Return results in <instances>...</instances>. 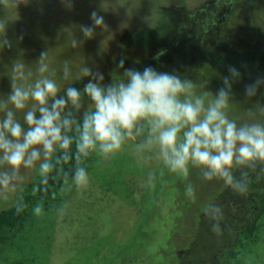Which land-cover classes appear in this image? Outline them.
Wrapping results in <instances>:
<instances>
[{"label":"rangeland","instance_id":"obj_1","mask_svg":"<svg viewBox=\"0 0 264 264\" xmlns=\"http://www.w3.org/2000/svg\"><path fill=\"white\" fill-rule=\"evenodd\" d=\"M93 12L103 16L105 27L85 39L80 28L91 25ZM223 15L226 22H217ZM0 21L5 22L10 43L0 49L3 97L11 92L13 63L23 60L33 68L41 53L48 52L58 67L69 61L102 73L104 84L123 78L125 69L152 67L204 81L205 90L213 94L235 68L236 116L242 121L245 110L264 101V87L250 100L245 95L246 86L264 78V52L248 50L249 43L264 42V0H17L15 8L0 0ZM73 38L80 42L78 48L70 46ZM62 75L58 71L57 77ZM88 79L70 86L83 90ZM89 103L85 96V108ZM133 143L111 159L94 156L86 163L91 183L83 193L75 188L62 192L61 185L44 202L32 194L29 182L25 229L2 232L0 264H216L223 243L247 220L249 198L257 197L264 173L251 171L247 192L238 194L221 181L204 182L196 170L182 180L162 172L155 158L141 164ZM149 172L156 175L153 187L147 184ZM188 183L194 188L192 198L185 193ZM38 201L44 206L39 217L32 213ZM209 202L224 212L220 236L211 231L204 215ZM64 204V214L59 215L57 209ZM10 206L0 203V211ZM258 226L248 247L249 264H264V218Z\"/></svg>","mask_w":264,"mask_h":264},{"label":"clouds","instance_id":"obj_2","mask_svg":"<svg viewBox=\"0 0 264 264\" xmlns=\"http://www.w3.org/2000/svg\"><path fill=\"white\" fill-rule=\"evenodd\" d=\"M16 4L17 0H8L10 7ZM103 27V16L93 12L91 25H82L80 31L89 39ZM4 33L5 22L0 21V49L10 47ZM69 43L75 49L80 42L73 38ZM119 67L124 68L123 59ZM9 74L11 92L0 96V203L10 202L17 214L27 207L24 194L29 182L35 195L61 175L62 192L75 188L83 193L91 183L86 161L93 156L111 159L130 141L141 164L155 158L162 172L182 180L196 170L204 182L221 181L238 194L247 192L251 171L264 173V101L245 110L242 121L236 116L235 68L229 69L231 79L224 77L215 94L205 90L204 81L152 67L125 69L123 78L104 84L102 73L69 61L58 67L48 52L41 53L33 68L16 60ZM82 78H89L83 90L70 86ZM261 87L264 78L246 86V97H256ZM155 179L149 172V187ZM185 193L193 197L191 183ZM66 207L57 213L63 215ZM203 211L211 231L222 235V207L209 202ZM32 213L41 216L43 203L34 204Z\"/></svg>","mask_w":264,"mask_h":264},{"label":"trees","instance_id":"obj_3","mask_svg":"<svg viewBox=\"0 0 264 264\" xmlns=\"http://www.w3.org/2000/svg\"><path fill=\"white\" fill-rule=\"evenodd\" d=\"M93 157L86 163H91ZM68 165H65L66 169ZM254 176V174H251ZM62 185V176L57 175L56 179H50L49 184L44 186V190L36 193L37 198L44 202H49ZM250 195V193H248ZM25 199V198H24ZM251 200L249 210L247 211V220L239 227L232 240L224 242L221 251L216 255V264H249L248 247L252 240L258 235V224L264 218V185L259 189L257 197L249 198ZM27 202V199H25ZM26 209L17 214L15 208L10 206L0 211V243L4 241L2 232L6 230L23 231L26 226ZM20 231H18L20 233ZM25 235V234H24ZM28 235V234H27ZM25 239H27L25 237ZM15 242H12V246ZM221 252V253H220Z\"/></svg>","mask_w":264,"mask_h":264},{"label":"flooded vegetation","instance_id":"obj_4","mask_svg":"<svg viewBox=\"0 0 264 264\" xmlns=\"http://www.w3.org/2000/svg\"><path fill=\"white\" fill-rule=\"evenodd\" d=\"M252 1H255V0H249L250 3H252ZM216 21L217 22H221V23L226 22V17L223 15V16L219 17ZM247 43H245V44H247ZM238 44H242V43L240 41H238ZM248 50L251 51V52H254L255 54L256 53L258 54V52L263 53L264 52V42H263V44H261L260 41H258L256 43L254 42V44L253 43H249ZM256 50L258 52H255ZM240 52L241 51H239V54H240ZM235 54H237V53H235ZM239 54H237V55H239ZM261 55L264 56V54H261ZM257 57L259 58V56H256V58ZM255 64H256V66L258 65L256 62H255Z\"/></svg>","mask_w":264,"mask_h":264}]
</instances>
